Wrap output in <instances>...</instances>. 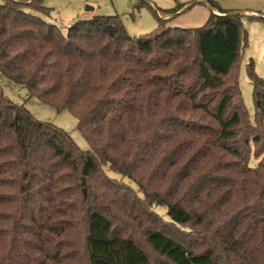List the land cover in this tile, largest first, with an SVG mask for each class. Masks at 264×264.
<instances>
[{"label":"trees","instance_id":"obj_1","mask_svg":"<svg viewBox=\"0 0 264 264\" xmlns=\"http://www.w3.org/2000/svg\"><path fill=\"white\" fill-rule=\"evenodd\" d=\"M196 4L162 10L139 0L159 28L136 37L118 14L77 19L64 32L45 18V0H0V77L69 110L91 145L82 150L0 85V209L11 211L1 214L13 232L30 226L52 264L75 259L78 226L88 264H152L116 229L119 202L150 223L144 234L159 264H227L202 248L200 235L214 228L231 264L238 244L264 237V79L251 59L252 123L234 72L247 46L242 19L264 22V13L220 8L202 27L168 26ZM107 163L143 198L110 177Z\"/></svg>","mask_w":264,"mask_h":264},{"label":"rangeland","instance_id":"obj_2","mask_svg":"<svg viewBox=\"0 0 264 264\" xmlns=\"http://www.w3.org/2000/svg\"><path fill=\"white\" fill-rule=\"evenodd\" d=\"M157 5L159 8L171 9L179 3L192 2L194 0H146ZM216 3L219 8L208 6L206 2ZM198 0V4L194 5L186 12L173 17L168 22V26L178 27H202L206 24L212 12L219 14V9L226 10L242 9L246 14H258L261 11H251L250 9H262L260 5H264V0ZM210 2V3H211ZM45 5L52 9L50 16L45 18L56 23L62 31L66 32L67 28L77 19H90L95 15H113L118 14L122 17L127 31L130 35L141 37L148 36L159 28L158 16L146 5L139 7V0H45ZM93 7V9H89ZM160 9V11H161ZM248 9V10H245ZM218 11V12H217ZM263 13V12H261ZM41 15V14H39ZM165 18L167 17L164 13ZM243 28L247 36V46L242 52L241 60L238 63V72L240 89L244 104L249 113L252 123L256 122V107L253 95V83L248 73V64L251 59L254 61L255 70L258 75L264 79V22L258 20H250L248 17L242 19ZM0 85L4 89L5 94L18 104H25L33 115L45 122H50L58 127L63 128L70 133L74 141L82 150H90L91 145L78 127L77 117L69 110L58 111L49 104H46L35 96H30L25 88L19 84L10 81L7 77H0ZM258 159L254 156L251 158V165L256 166ZM105 172L118 181L125 183L133 188L139 196L143 198V194L139 191L137 183L129 177L122 175L113 169L110 164H104ZM121 200L122 197H114ZM118 204V203H117ZM119 205L112 207L114 209V223L118 231L131 236L139 245H141L150 257L152 264H159L164 257L157 254L148 244L144 234L145 227L150 224L147 220L140 216V213H127L125 209ZM165 220L169 221L168 209L163 205H153ZM1 212H11L9 209H0V264H52L46 256L47 248L43 240H39L34 230L30 226L25 225L18 232H13L8 215H2ZM131 214V215H130ZM137 216V217H135ZM256 216V215H255ZM81 226L75 227L74 234L79 244L75 247V259L67 264H88L85 254V241L76 234ZM218 228V227H216ZM215 228L207 232L208 234L200 235L204 238L202 248H212L215 254L227 264H231L225 256L224 245L217 240L215 236ZM78 233H81L79 230ZM200 238V237H199ZM211 238L213 241H211ZM241 239V238H239ZM249 244V245H248ZM238 250L232 253V260L235 264H263L264 262V237L261 234H254V239L245 244H238ZM78 249V250H76ZM72 250V248H71ZM70 250L67 249V252Z\"/></svg>","mask_w":264,"mask_h":264},{"label":"crops","instance_id":"obj_3","mask_svg":"<svg viewBox=\"0 0 264 264\" xmlns=\"http://www.w3.org/2000/svg\"><path fill=\"white\" fill-rule=\"evenodd\" d=\"M262 9H250L251 11H261L264 13V5H260ZM232 10V9H231ZM238 10H242V9H238ZM245 10H248V9H245ZM218 12V11H217Z\"/></svg>","mask_w":264,"mask_h":264},{"label":"water","instance_id":"obj_4","mask_svg":"<svg viewBox=\"0 0 264 264\" xmlns=\"http://www.w3.org/2000/svg\"><path fill=\"white\" fill-rule=\"evenodd\" d=\"M89 9H93V7H89Z\"/></svg>","mask_w":264,"mask_h":264}]
</instances>
